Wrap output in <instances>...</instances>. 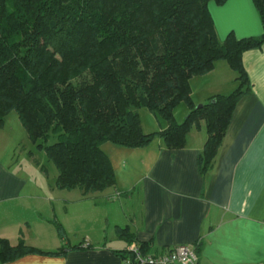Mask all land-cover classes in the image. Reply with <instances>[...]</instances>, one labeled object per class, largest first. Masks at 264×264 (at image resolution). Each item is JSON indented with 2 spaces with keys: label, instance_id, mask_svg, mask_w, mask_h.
<instances>
[{
  "label": "trees",
  "instance_id": "16d2710c",
  "mask_svg": "<svg viewBox=\"0 0 264 264\" xmlns=\"http://www.w3.org/2000/svg\"><path fill=\"white\" fill-rule=\"evenodd\" d=\"M226 0H0V127L16 112L28 137L59 170L60 190L85 196L117 179L105 143L140 149L162 139L182 149L193 127L206 122L207 141L199 156L204 176L213 167L239 101L251 82L242 64L244 52L262 47V36L222 42L208 4ZM264 30V0H254ZM227 61L239 86L207 103H194L191 79ZM182 102L189 107L183 123L175 117ZM147 108L167 127L145 133L138 113ZM52 141V143H51ZM58 234L66 241L60 226ZM117 235L139 242L129 228ZM202 244L199 243V252ZM72 247L41 253L21 238L17 245L0 239V264L29 254L62 256ZM77 249H91V245ZM132 259L125 249L116 253Z\"/></svg>",
  "mask_w": 264,
  "mask_h": 264
},
{
  "label": "crops",
  "instance_id": "0c3cea01",
  "mask_svg": "<svg viewBox=\"0 0 264 264\" xmlns=\"http://www.w3.org/2000/svg\"><path fill=\"white\" fill-rule=\"evenodd\" d=\"M208 9L222 42L230 35L241 40L263 34L254 0H226L222 5L211 1ZM242 64L251 89L239 101L207 174L203 176L199 168L207 141L205 121L190 130L182 149H169L162 139H156L146 148L118 146L115 159L108 155L117 179L114 192L118 200L120 196L126 200L121 205L125 218L116 219L113 235L126 246H120L119 241L110 246L107 235L98 244L88 238L74 246L67 238L50 246L29 242L46 243L53 238L45 221L34 217L39 213L40 185L53 192L52 197H43L53 212L55 201L69 205L73 198L56 199V184L41 183L12 169L6 154L10 139L5 120L0 127V239L17 245L22 238L41 253L57 252L64 244L72 247L62 256L29 254L8 264H122L116 253L130 245L118 237V228H129L139 242L149 245L150 253L199 242L200 264H264V44L244 52ZM237 77L227 61H217L210 73L191 79L194 103L205 104L214 96L230 94L235 84L239 86ZM77 190V202L87 199L79 189L69 192ZM65 191L61 190L62 194ZM107 193L92 195L102 202L111 197ZM107 200L102 206H108ZM62 210L68 214L67 206ZM105 225L109 226V218ZM107 226L101 229L107 232ZM81 244L92 248L77 249Z\"/></svg>",
  "mask_w": 264,
  "mask_h": 264
},
{
  "label": "rangeland",
  "instance_id": "374dc122",
  "mask_svg": "<svg viewBox=\"0 0 264 264\" xmlns=\"http://www.w3.org/2000/svg\"><path fill=\"white\" fill-rule=\"evenodd\" d=\"M239 83V82H238ZM232 89L236 90L237 86ZM231 91V93H232ZM197 99V97H195ZM203 104H199L200 106ZM132 111L139 114L140 121L142 124L143 131L145 133H154L161 131L167 127L166 121L160 116H155L147 108H132ZM189 113L188 105L184 102L179 104L175 109V117L179 123H183ZM6 130L9 135V144L6 143V154L8 157V163L14 171H23L33 177L32 179H38L41 183L46 182L56 184V179L59 175V170L57 166L48 159L47 154L44 150L39 149L38 145L29 139L28 134L23 127L18 115L16 112H12L6 118ZM52 143V141H51ZM118 146L113 145L112 143H106L102 146V150L109 156L113 157L115 152L114 149ZM118 169V168H117ZM40 205L38 207L39 213L34 214V217L40 218L42 222L45 221V227L50 231L53 238L46 239L47 242L43 241H32L29 239L31 244L43 245L54 244L56 245L58 240L60 241V236L57 235V228L60 226L63 231H65V236L70 240L72 246L79 244L84 238L91 240L93 244H98L104 242V237L107 235L108 242L110 246H115L119 241L120 246H126L125 242L120 243L116 235H113L114 231V222L116 219L123 221L124 215H122L121 205L125 204V197H117V194L114 192V189L108 188L105 191H108L106 195L111 196L107 200V204L102 206V202L95 199L92 194L85 196L83 202H77L78 195L80 192L67 190L62 194L61 190L57 189L56 199L66 198L69 195H72V203L64 204L63 202L53 203L55 212L52 211V208L48 202H44L43 197L46 194V197H52L53 192L51 190H45L43 184L40 185ZM71 193V194H69ZM102 195V194H101ZM99 204V205H98ZM63 205L67 206L68 214L62 210ZM97 205V206H96ZM120 205V207L118 206ZM31 206V205H30ZM53 209V210H54ZM121 213V214H120ZM79 214H81L80 217ZM67 215V216H66ZM109 218V226L106 224V219ZM125 218V217H124ZM52 223H48V222ZM48 223V224H46ZM107 226V232H104L103 229ZM68 228V231L67 229ZM57 231V232H56ZM114 238V239H113Z\"/></svg>",
  "mask_w": 264,
  "mask_h": 264
},
{
  "label": "built area",
  "instance_id": "2783aa9c",
  "mask_svg": "<svg viewBox=\"0 0 264 264\" xmlns=\"http://www.w3.org/2000/svg\"><path fill=\"white\" fill-rule=\"evenodd\" d=\"M87 246V245H85ZM134 256L122 264H200L199 242L191 245L175 246L160 253L144 254L137 243L129 246Z\"/></svg>",
  "mask_w": 264,
  "mask_h": 264
}]
</instances>
